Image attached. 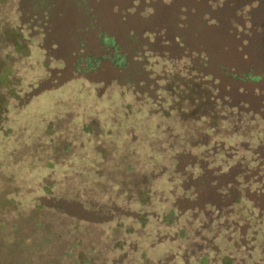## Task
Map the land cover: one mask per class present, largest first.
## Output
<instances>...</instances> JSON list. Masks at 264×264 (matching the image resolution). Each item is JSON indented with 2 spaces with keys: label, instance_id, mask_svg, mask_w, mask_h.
Returning <instances> with one entry per match:
<instances>
[{
  "label": "trees",
  "instance_id": "trees-1",
  "mask_svg": "<svg viewBox=\"0 0 264 264\" xmlns=\"http://www.w3.org/2000/svg\"><path fill=\"white\" fill-rule=\"evenodd\" d=\"M25 1L19 0L17 10L26 20L28 32L50 27V1ZM100 2L64 1L77 18V33L96 31L94 50L85 47L83 36L76 37L69 78L125 89L132 98L143 101L150 116L169 117L174 104L168 102V108L162 104L176 95L174 106L179 109L182 101L193 105L188 118L206 121L214 137L208 141L205 134L207 139L190 146L193 151L181 148L168 159L169 169L164 171L163 167L159 175H169L166 182L170 187L156 199L158 208L144 209L151 207L154 199L149 181L157 175L152 173L140 178L135 195L117 192L111 204L101 202L103 219L72 215L64 199L55 207L40 204L38 227L44 223L48 207L59 216L54 233L45 227L41 241L47 236L63 240V219L76 221L69 232L80 245L78 222L103 225L117 218L118 232L120 219H125L130 224L124 232L129 233L134 224L144 228L153 218L159 225L155 242L167 239L171 252L152 261L142 251L130 264H264V0H130L128 7L119 9V18L123 27L129 24L126 12L137 20L131 22L122 41L97 25L95 5ZM13 31L18 40L13 42L14 52L26 55L22 35L17 29ZM223 48H232L239 60L229 63L218 59ZM166 63L171 66L168 70ZM155 67L162 70L157 73ZM222 89L225 95L218 97ZM123 108L130 110V104ZM166 146L170 150L174 143ZM130 201L136 204L131 211ZM113 244L118 253L106 264H125L123 243L118 240ZM83 250L77 251L74 264H91L98 253L93 247ZM69 254V249L63 251L56 262L63 264L62 259Z\"/></svg>",
  "mask_w": 264,
  "mask_h": 264
},
{
  "label": "rangeland",
  "instance_id": "rangeland-1",
  "mask_svg": "<svg viewBox=\"0 0 264 264\" xmlns=\"http://www.w3.org/2000/svg\"><path fill=\"white\" fill-rule=\"evenodd\" d=\"M49 1L53 5L50 27L34 28L29 33L26 20L17 10L19 0H0V264H59L58 256L67 249L70 254L62 259L63 264H74L77 251L83 247L87 252L92 247L98 250L91 264H106L118 253L113 250V241L118 240L123 243L125 264L135 261L142 251L148 259L158 260L171 252V246L167 239L161 244L155 242L159 225L153 218L144 228L134 224L129 233L124 232L130 224L125 219H120L118 232L117 218L103 225L78 222L80 245L69 232L76 221L63 219L65 238L47 236L45 242L41 241L45 227L54 233L59 216L51 207L58 200L66 201L72 215L103 219L100 203L111 204L117 192L135 195L140 178L149 173L157 179L149 181L154 199L151 207L144 209L158 208L156 199L170 187L166 182L169 175H159L169 169L168 159L181 148L193 151L190 146L207 139L203 138L205 134L208 141L214 137L206 121L188 118L193 105L182 101L179 109L174 106L176 95L166 98L163 94L165 108L168 102L174 104L169 117L150 116L143 101L135 100L125 89L89 83L81 77L69 78L76 37L83 36L85 47L94 50L96 31L77 33V18L69 4L65 6V0H43ZM100 1L99 5L92 3L97 9V25L122 41L131 22L137 20L126 12L129 24L123 27L119 18V9L128 7L130 0ZM25 2L31 4V0ZM15 29L24 39L19 42L27 47L26 55L14 52L13 42H18ZM239 57L232 48H223L217 58L234 63ZM170 67L166 63L164 68ZM154 69L157 73L162 70ZM158 83L162 85L163 81ZM261 86L264 88V81ZM224 91L216 95L222 97ZM127 103L130 110L123 108ZM167 135L170 139L165 140ZM169 142L174 143L170 150L166 146ZM116 201L124 205L121 199ZM76 202L85 209L83 213ZM134 203L130 201V211L136 209ZM40 204L51 207L45 210L44 223L38 227ZM159 229L162 231V227Z\"/></svg>",
  "mask_w": 264,
  "mask_h": 264
}]
</instances>
